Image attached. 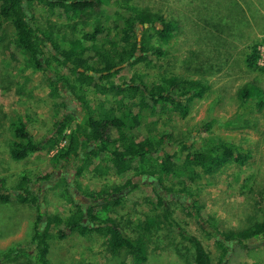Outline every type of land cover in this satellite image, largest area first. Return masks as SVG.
Returning <instances> with one entry per match:
<instances>
[{
	"label": "trees",
	"instance_id": "1",
	"mask_svg": "<svg viewBox=\"0 0 264 264\" xmlns=\"http://www.w3.org/2000/svg\"><path fill=\"white\" fill-rule=\"evenodd\" d=\"M104 3V0H0V44L11 62L21 64L23 70L31 74H40L55 104L50 132L53 136L41 140H35L30 133L29 116H10L7 130L11 140L7 146L11 160L21 162L55 150L50 159L55 168L65 163L64 168L71 165L76 176L87 170L96 175L108 171L119 179L113 187L83 193L91 204L86 209L88 224H92L90 228L82 223L83 209L79 204L74 205L66 218L50 216L43 210L45 202L40 184H50L48 188L51 189L60 179L51 171V166L33 180L23 174L9 189L0 178V204L17 203L36 212L29 239L22 245L18 243L14 248L0 251V264L12 255L21 254L29 257L27 264H51L48 254L52 225L57 227L60 239L72 233L84 238L99 235L108 253L124 252V263H145L148 240L143 238L144 234L130 238L108 217L111 207L119 206L138 188L135 181L143 175L157 182L152 183L157 201L153 204V214L145 215L137 229L151 235L152 228L159 230L168 226L189 244L186 264H213L202 242L186 234V227L173 218L172 199L165 198L157 188H162L166 195L186 194L192 203L177 204L203 228L210 223H207L208 217L201 215L204 208L194 202L196 195L190 192L191 185L200 183L202 175H213L230 163L244 165L251 155L242 154L230 144L211 137L203 141L200 149H194V144L185 138H175L170 130L152 135L161 114L179 113L185 118L189 104L203 97L209 87L198 80L177 76L166 77L160 84L151 86L145 84L143 75L135 73L126 78L136 66H149L153 59L166 56L169 39L177 26L174 21L167 22L159 12L152 13L126 2L116 3L111 29L97 25L90 33L82 31L80 37L67 36L63 26L57 27L50 21L52 17L63 25L74 22L71 26L75 29L79 24L87 25L93 15L100 14ZM36 13L46 15L44 20H38ZM156 23H160L163 30L157 29ZM110 30H114L113 36ZM245 58L248 70L264 71L256 63V45L249 48ZM61 69H65V73ZM1 81L13 84L8 76ZM260 89L247 83L238 96L243 103L261 100L257 105L262 110L264 93ZM66 97L75 99L80 111L78 117L69 112ZM145 120L149 125L143 136L138 129ZM210 127L211 124L204 126L207 130ZM67 128L70 132L65 134ZM62 142L65 144L60 146ZM56 178L59 179L56 181ZM174 180L180 185L178 190L162 186L164 181ZM35 188L39 192L36 193ZM69 194L64 187L62 199H67ZM261 211V221L246 229L207 233L214 236L215 245L221 250L215 264H242L248 244L253 241L264 245V208Z\"/></svg>",
	"mask_w": 264,
	"mask_h": 264
},
{
	"label": "rangeland",
	"instance_id": "2",
	"mask_svg": "<svg viewBox=\"0 0 264 264\" xmlns=\"http://www.w3.org/2000/svg\"><path fill=\"white\" fill-rule=\"evenodd\" d=\"M104 1L100 14L93 15L87 25L79 24L74 29L71 26L74 22L63 25L52 17L50 21L57 27L63 26V32L67 36L80 37L82 31L90 33L97 25L111 29L116 3L126 2L152 13L159 12L167 22L174 21L177 26L169 39L166 56L153 59L149 66H136L126 78L135 73L143 75L145 84L151 86L160 84L166 77L177 76L198 80L209 87L203 97L194 99L189 104L185 118L179 113L161 114L156 128L151 131L152 135L170 130L175 138H185L194 144V149H200L203 141L211 137L230 144L242 154L248 152L251 155L244 165L230 163L213 175H202L200 183L191 185L190 192L196 195L194 202L204 208L201 215L208 217L207 223H210L204 224L203 228L178 206L177 202L192 203L186 194L173 193L170 198L167 197L172 199L170 205L174 211L173 218L186 227V234L193 235L202 242L215 264L221 250L215 245L214 236L207 234L209 231L216 230L217 233L243 230L262 219L264 107L259 110V99L243 103L238 92L245 84L253 83L264 93V71L252 72L246 68L245 63L249 48L256 45V63L264 70V0ZM41 14L43 13H36L38 20H44L42 18L46 16L42 17ZM155 26L160 29L162 25L156 23ZM110 32L112 36L115 33L114 30ZM7 34L10 35L9 32ZM61 70L65 73V69ZM4 76H8L13 84L2 83ZM48 92L46 82L40 74H31L23 70L21 64L11 62L0 44V178L5 180L8 189L14 187L23 174L32 180L43 169H49L50 166L51 170L55 168L50 160L55 150L16 162L11 160L7 146L11 140L7 125L13 114L29 116L31 121L28 127L35 140H41L48 135L51 137L55 104L49 98ZM69 97L65 98L67 104L74 106L69 112L78 114V117L80 111L76 101ZM206 124H211L209 130L204 128ZM148 125L145 120L142 128L138 129L143 136ZM69 132L70 129L67 128L64 133ZM64 144L62 142L60 146ZM60 179L56 182L59 184L51 189L48 188L50 184L46 188L40 184V193L44 191L45 194L43 210L50 216L59 218L68 217L76 205L74 201L82 205L89 203L83 195L84 192H97L119 182L108 171L99 175L88 170L79 176L75 174L72 184ZM135 182L138 183V188L127 195L119 206L111 207L108 217L130 238L135 239L144 234L143 238L148 240V259L143 264H186V249L189 244L177 231L163 226L159 230L152 228L151 235H146L148 232L137 229V224L143 221L145 215L153 214V204L156 203L157 196L152 188L153 182L149 184L139 179ZM162 186L174 190L180 188L177 180L164 181ZM64 187L70 192L67 199L61 197ZM157 189L163 192L162 188ZM37 191L39 189L35 188L36 193ZM158 212L159 210L156 211ZM35 215V210L28 209L27 206L17 203L0 204V251L14 248L18 243L22 245L29 239L30 226ZM49 233L52 237L49 240L48 254L51 264H126L123 261L124 252L117 255L108 253L103 245V238L99 235L84 238L72 233L60 239L54 225ZM248 245L241 263L264 264V245L253 241ZM28 261L29 257L21 254L12 255L1 264H27Z\"/></svg>",
	"mask_w": 264,
	"mask_h": 264
},
{
	"label": "crops",
	"instance_id": "3",
	"mask_svg": "<svg viewBox=\"0 0 264 264\" xmlns=\"http://www.w3.org/2000/svg\"><path fill=\"white\" fill-rule=\"evenodd\" d=\"M64 165H65V163H62L59 167L53 168V170H51V171L54 173V175L58 176L59 178H63L64 180H67V182H69V184H72V182L74 180V176H75V170L72 169L71 165H69V167L67 166L65 168H64ZM68 168H69V170H67ZM63 173H66V175L64 176ZM37 176L38 175H36V177ZM42 187L46 188V184L44 183ZM40 194L44 195V191H43V193H40Z\"/></svg>",
	"mask_w": 264,
	"mask_h": 264
},
{
	"label": "flooded vegetation",
	"instance_id": "4",
	"mask_svg": "<svg viewBox=\"0 0 264 264\" xmlns=\"http://www.w3.org/2000/svg\"><path fill=\"white\" fill-rule=\"evenodd\" d=\"M67 105H68V109H69V110H71V109L74 108L73 105H72V106H70L69 104H67ZM139 180H140L141 182H143V181L145 180L146 183H149V184H150V182H154V180H152V179L150 180L149 177L146 176V175L140 176V177H139ZM154 183H155V182H154ZM162 191H163V190H162ZM162 193L165 194V198H167V197L170 198V196H172L171 194L166 195L165 191H163ZM172 194H173V193H172ZM74 202H75V204L78 203L77 201H74ZM78 204H79V203H78ZM79 205L82 206L83 214H84V212L86 211L87 207L90 206V203H87V204H84V205H82V204L80 203ZM86 213H87V212H86ZM83 218H84V216H83ZM86 218H87V215H86ZM82 220H83V219H82ZM82 223H83V222H82ZM83 224H88V219H87V222H86V223H83ZM88 225H89V227H90V224H88Z\"/></svg>",
	"mask_w": 264,
	"mask_h": 264
},
{
	"label": "water",
	"instance_id": "5",
	"mask_svg": "<svg viewBox=\"0 0 264 264\" xmlns=\"http://www.w3.org/2000/svg\"><path fill=\"white\" fill-rule=\"evenodd\" d=\"M160 30H162V26H160ZM90 205H91V204H90ZM86 215H87V213H86V211H85L84 214H83V216H84V218H83V220H82L83 223H86V222H87ZM90 228H92V224H90Z\"/></svg>",
	"mask_w": 264,
	"mask_h": 264
}]
</instances>
